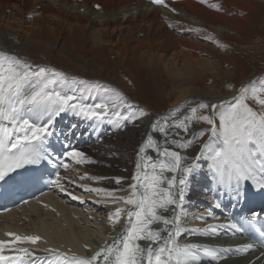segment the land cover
Returning <instances> with one entry per match:
<instances>
[{"label": "bare ground", "instance_id": "obj_1", "mask_svg": "<svg viewBox=\"0 0 264 264\" xmlns=\"http://www.w3.org/2000/svg\"><path fill=\"white\" fill-rule=\"evenodd\" d=\"M257 4L0 0V129L7 128L11 145L38 137L68 144L62 152L57 144L43 146L61 164L56 187L0 215V263L264 264L263 251L249 254L243 245L234 252L225 246L210 249L223 218L242 201L237 191L253 190L239 182L233 199H225L230 179L238 178H230L236 158L226 159L224 151L243 156L233 168L237 171L251 156L255 169L245 174L254 176L258 188L263 177L264 185V121L253 138L242 139L221 135L216 117L218 105L231 104L253 77L228 94L215 92L219 83L235 85L228 76L234 72H221L233 57L225 50L238 46L249 9ZM105 45L114 55L113 68L95 56ZM142 67L158 96L165 95L168 83L182 85L164 112L140 99L133 68ZM211 73L216 75L212 84L197 85ZM68 94L85 103L77 107L76 120L71 117L76 107L66 104ZM189 100L211 104L215 117L201 148L196 141L202 131L187 132L185 125ZM139 107L146 111L135 119ZM121 152L120 167L109 156ZM210 187L221 199L219 207L207 201ZM164 206L170 214L162 212ZM150 226L152 232L144 233ZM189 250L197 254L187 255ZM223 253L238 256L215 258Z\"/></svg>", "mask_w": 264, "mask_h": 264}, {"label": "rangeland", "instance_id": "obj_2", "mask_svg": "<svg viewBox=\"0 0 264 264\" xmlns=\"http://www.w3.org/2000/svg\"><path fill=\"white\" fill-rule=\"evenodd\" d=\"M257 1V6L252 10L249 9L250 21L248 20L245 23L246 27H243L240 35L238 36V38H240V42L238 44L239 47H226L228 51L225 50V52L229 55L232 54L233 57L232 59L223 62L221 72L225 73L229 70L231 72H234L232 73V75L230 74L228 76L231 78V82H234L235 85L230 84L228 81L219 83V88L217 89L218 91L215 90L216 95L224 93L228 94L229 92L233 91V89L235 90L240 87L242 83L246 80L251 79L254 76L257 77V75H259L260 73H264V0ZM213 7L215 8V6ZM224 48L225 46L219 47V49L222 51ZM95 56L97 59L100 60V62L102 60L103 63L101 62V64H106L107 67L111 68L114 67V55L110 54L108 45H105L104 48H100L99 50H95ZM234 65L238 67L237 70H235ZM133 72L135 74L134 81L139 87L142 96L140 97V99L143 100L146 105L155 108L156 111L164 112L168 108L167 105L169 101L173 99V96L177 94V91L180 90L182 86L180 84H176V86L172 83H168L166 84L167 86L165 89V95H162L163 97L158 96L155 91L156 84L153 80L151 81V79L147 78L148 70L145 67H142L140 69L133 68ZM215 76L216 75H213V73H211L204 77L202 81H199L197 85L203 86L205 88L213 83ZM258 77H260V75ZM258 77L257 79H254L247 87H245L240 93L239 97L236 98L231 104L223 105L224 103H221V106L218 105V114L216 115V117L219 122V130L221 132V135L237 136L238 134H241L243 136L242 139L253 138L257 127L263 123L264 78ZM244 79L246 80L243 81ZM215 92L212 91L211 94ZM65 100L67 105H72L73 107L75 106L76 110L78 109L77 107L85 106V103L79 100L78 97L73 94H68ZM103 103L105 104L106 102ZM185 105V109L191 107V109H188L190 110L189 112H191V115L187 117V123L185 122V125L187 126L188 124V128H190H187V132L193 133L196 131V129L202 131L199 141H196V143L199 145L202 141L206 140L210 136V133H212L210 127L215 124V117L211 114V104H194V101L189 100L185 103ZM189 105H192L193 107ZM78 110L75 111V114L73 115L74 117H76L75 115L78 114ZM145 111L146 108H137L136 112H134L135 119H140L142 117L143 112ZM119 131L120 130H118V132ZM122 132H120L119 134H121ZM114 133H116V131ZM202 144L203 143L200 144V148ZM188 149H190L189 146ZM122 155L123 152H121V156H109V158L112 161H116V165L119 164L121 167L122 163L118 159L123 157ZM177 155L179 156V154ZM126 168L127 167L125 165L124 169H119L121 170V173H126ZM119 169L115 168L114 170ZM129 173L130 172H128V174ZM112 175L120 176L119 173H113ZM107 213L108 211L105 210L103 212V215ZM145 229L144 233H149L150 230H152V226L146 227ZM138 250L139 248H135V251ZM190 252L192 253V256L194 255V253L197 254L195 251ZM133 261L134 260H130L129 264H133Z\"/></svg>", "mask_w": 264, "mask_h": 264}]
</instances>
